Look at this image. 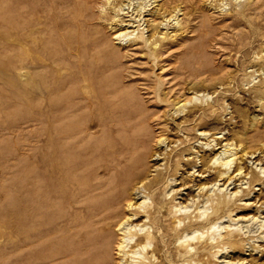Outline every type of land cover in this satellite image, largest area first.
<instances>
[{"label": "rangeland", "instance_id": "obj_1", "mask_svg": "<svg viewBox=\"0 0 264 264\" xmlns=\"http://www.w3.org/2000/svg\"><path fill=\"white\" fill-rule=\"evenodd\" d=\"M33 1L0 0V264L118 263L78 234L95 168L109 187L173 180L175 201L192 199V263L264 264V0H159L166 36L147 43L83 20L98 13L86 0ZM227 142L238 157L219 178L210 160Z\"/></svg>", "mask_w": 264, "mask_h": 264}, {"label": "bare ground", "instance_id": "obj_2", "mask_svg": "<svg viewBox=\"0 0 264 264\" xmlns=\"http://www.w3.org/2000/svg\"><path fill=\"white\" fill-rule=\"evenodd\" d=\"M86 1L89 3L88 5L90 8L91 7L97 8L98 13L97 14L94 13L93 15V11H91L92 14L88 13L83 15L84 17L83 20L85 21L96 20L95 22H98L101 25V27L107 28L108 30L112 31L115 35V38L118 39L119 42L125 41L126 39H128V37L133 36L135 37L134 38L135 40L139 42L141 41L147 43L150 42V40L156 35L158 37H162V39L166 36L164 31L162 32V30H159L160 28L164 27L163 25L165 24L163 23L164 19H161V17L165 15L163 13L164 12L163 5L158 3L159 0H86ZM154 2L157 3L154 4ZM146 14H151V17L145 18ZM171 17L172 16H170L169 19L167 18V22L169 23V21L172 20L174 22L172 24L173 27L180 23L179 19L176 16L172 17L173 19H171ZM144 23L147 24V31H150V33L147 34V36L145 35V30H144L145 26L141 27ZM150 26L151 28H149ZM153 44H155V42H153ZM185 104L186 103H181L180 108H184ZM55 130H57L56 122L52 127V132H51L52 134L50 136L51 137L50 140L53 142H58L60 138L56 135ZM201 134L205 135L207 134V132L202 131ZM164 139L165 138L163 139L159 138L158 140H156L157 141L156 143L161 144ZM52 151L56 153L55 152L56 150H52ZM237 154L238 153L235 150V148L232 146V144L230 142H227L224 144V148L220 151V153L214 155L213 158H211L210 160L211 165L218 166L217 176L219 178L229 177L230 175L229 172L231 170L230 169L231 163H233V161L236 160V158L238 157ZM156 155H157V157H155L156 159L160 158L158 156L159 154ZM51 159H52V154H49L48 159L46 158L45 160V162L48 163L47 165L49 167H51L50 164H52ZM40 160H41L40 157H38V161ZM63 160H64L63 162L65 161L69 162L70 156L68 155L67 158L65 157V159ZM73 162L68 166V168L66 169L67 171H65V173L64 172L62 173L63 178H65L66 180L69 179V181L70 180L74 181L73 180L74 171L78 167H80V165H82L83 160H80L75 163ZM57 163L58 162L56 161V164ZM236 169L237 170H235L234 175L242 176L243 175L242 166L239 165V167L237 166ZM96 173H97V169L95 168L93 169V176L91 178V181H89L88 185L84 188V192L86 194L84 196L85 198L82 202L80 201L81 203L78 206L85 219L84 221L85 223H83L82 226L88 228L89 230L88 233L85 235H83L84 232L82 233L81 231H79L78 234L80 235L79 236L80 239L82 240L85 239L87 241H92V242L96 239L100 240V243L104 249L106 247L109 248L111 247V245H114L115 252L116 254H118L120 258L117 264H145V262L150 260L156 261V259L161 255L159 253L160 255L158 256L157 255L158 252L165 251V249L166 250L168 249V251H170L171 253L169 255L170 257L166 258L162 256V258L158 260L159 262L157 264H165L168 262L170 264V262L172 263L174 261H179L180 259H178V256L179 257L183 256L182 257L183 262L181 261L182 264H194V262L192 263L193 256L195 254V251L199 249V248H197V250L195 249L196 246H198V245L195 246V241L197 236H199V234H197L198 230L192 228V223H194L192 222L193 220V214L191 210L192 199L185 204H182L181 203L182 201H175L179 197L181 198V196H179L180 192L175 193V188L172 187L173 180L171 181L167 180L166 182L168 184L164 182L166 183V184L163 183L165 187L162 188V190H159V188L163 186V185L161 186L162 180L160 181L159 178L157 179L155 176H154L155 178L152 176L153 178L149 177L143 179L142 181L137 180L135 183H133L131 186L127 188H123L121 186L122 183H124V180L121 181L120 180L121 178L118 177L119 182L116 185V187L114 186L109 187V185H107L105 181L97 180ZM52 176H53L52 174L48 175V179L50 178V180L49 182H47L48 185H50L51 190H53L52 181H51ZM60 186L58 187L60 188ZM205 186H203V188ZM36 187L38 190L39 184H37ZM69 189L67 188L66 193H68ZM56 190L55 192H57ZM156 194L158 195L162 194V196L161 197L157 196L159 198L154 199L153 197ZM222 197H220V199ZM171 199L173 200V203L172 205L169 206V203L172 201ZM73 204L71 203V205ZM46 205L48 207L50 206L49 200L46 201ZM180 215L183 216L181 217ZM221 215L223 216V214ZM221 219L211 222L208 226V230L217 229L220 226L219 223L222 222ZM185 220H189V221H185ZM183 222H187V223L189 222V223L188 224L185 223L182 226ZM67 223L69 224L70 227L75 222L74 220L71 219L70 221L68 220ZM203 233L204 232L202 231L201 235H203ZM226 235L228 236L229 233L225 234V237H227ZM209 237L214 238L215 236L213 237L211 235ZM216 239L217 238H215V240ZM206 240L208 241V239ZM205 249L207 248L202 249V252ZM180 250L182 254L179 253ZM67 251L69 254L72 251V250L70 251V246ZM227 263L228 261H226L224 264Z\"/></svg>", "mask_w": 264, "mask_h": 264}]
</instances>
